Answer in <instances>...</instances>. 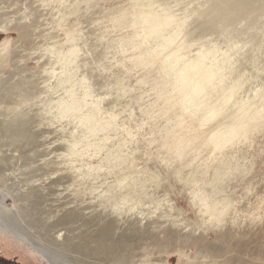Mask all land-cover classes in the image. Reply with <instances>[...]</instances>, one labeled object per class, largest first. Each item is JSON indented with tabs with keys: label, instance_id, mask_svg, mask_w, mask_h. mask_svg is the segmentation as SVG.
<instances>
[{
	"label": "rangeland",
	"instance_id": "obj_1",
	"mask_svg": "<svg viewBox=\"0 0 264 264\" xmlns=\"http://www.w3.org/2000/svg\"><path fill=\"white\" fill-rule=\"evenodd\" d=\"M247 2L0 0L19 20L0 28V264H178L174 228L221 229L225 257L245 241L264 264V3ZM149 11L185 21L177 54L161 47L175 24L156 36L138 21ZM181 62L201 66L188 85ZM217 66L241 88L194 115L187 94Z\"/></svg>",
	"mask_w": 264,
	"mask_h": 264
},
{
	"label": "bare ground",
	"instance_id": "obj_2",
	"mask_svg": "<svg viewBox=\"0 0 264 264\" xmlns=\"http://www.w3.org/2000/svg\"><path fill=\"white\" fill-rule=\"evenodd\" d=\"M223 3L239 10V9H242L244 6L246 7L248 2L247 0H223ZM259 3L263 4L264 0H253V2L248 4V6L255 7L257 5H260ZM169 19H170L169 16H161L160 14H157L154 11L141 12L138 16V21L148 23V27L150 28L151 32L155 34L156 36H161L162 34L161 32L165 26L171 23L175 24L174 33L171 34L169 37L164 38L161 43L162 48H172V51L170 53L171 55V54H177L178 50L182 48L181 41L183 39V33L185 30L186 23L185 21L173 22V21H169ZM18 22L19 20H16L14 18H9L6 21L0 19V28L7 29L9 28L10 25L19 24ZM177 59H180V56H177ZM196 67L200 68L201 66H196V64L188 63V62H181V64L176 68L181 84L183 85L190 84V82L193 80L192 78L193 70ZM219 70H221V68L217 66L216 71H214V69H211V70L204 69L201 72L202 73L201 76L199 77L197 81L194 82V84L191 86L190 91L187 94V96L189 97V101L194 104L195 109L191 110L188 107V105L185 106V109L190 110L194 115L202 113V115H204L205 118L214 117L217 115L221 107L226 102L230 100H234L233 98L235 97V91L241 88V82L239 80V75L237 74L238 76L236 77L235 75L236 73H235L234 74L235 77H234L232 76L233 73L231 72L232 74L231 76L233 77L232 78L233 80L230 78L232 82L229 81L230 83H228L227 74H225L224 71H219ZM71 97H72V102L68 106L72 108L75 105L74 92L71 93ZM83 118H86L90 122L93 120L92 117L87 114L84 115ZM100 125L101 127H104V124H100ZM188 144L189 142L185 141V142H182L180 145L186 148L188 147ZM217 145L220 146V145H223V143H217ZM213 180H215V176L210 182H213ZM208 185L210 184H207V186ZM207 186H206V189H208ZM201 200L203 201L205 199L202 198ZM229 202H232V201H229ZM229 202L227 201L226 203L228 204ZM204 204H202V207L204 208L205 211L209 212L212 217H216V215L219 213L224 214L225 212H228V209H229L228 205H225V209L227 207V211H226L224 208L218 209L216 203H212V204L204 203ZM173 224L176 227V222H173ZM189 230L190 228L188 229L187 228H183V229L174 228L170 230L171 237L167 245L168 251L166 252L173 251V250L178 251V253L180 254V258H181L178 264H216V263L217 264H250L248 263L249 261L244 259V258H247L244 256H246L247 254L250 255L251 251L252 253H254L255 250L253 251L252 249H250V246L247 244V242L244 241L243 245H240L237 247V250H239L240 252L239 255H236V256L231 255V256L225 257L224 254H226L228 250L227 245L233 244L232 239H229L230 237L229 234H227L226 232H222L221 229H218V231L216 232L218 237L215 240H211L210 238H207L206 236H204V234L198 233L200 232L198 230H193L192 233L188 234L187 232ZM104 234L105 235L109 234V230L108 231L105 230ZM243 235H248V234L244 233ZM190 239L193 240L194 242H197L196 246L198 248V253L196 254L194 258L187 256V254L182 249L183 246L188 245ZM123 240L127 241L128 238H124ZM257 246H261V249H260L261 251L264 250V247H263L264 245L258 244ZM202 250H204L207 253V255L200 254ZM161 251L162 250H159V252ZM215 252H217L216 256L214 255ZM149 258L141 257L137 259L138 262H135L133 260L128 261V262L119 260L117 264H124V263L126 264H154L155 262H158V261H160V263L166 264L164 262L166 257L163 258V257L158 256L157 258L154 257L150 261H149ZM142 260H145V261H142Z\"/></svg>",
	"mask_w": 264,
	"mask_h": 264
}]
</instances>
